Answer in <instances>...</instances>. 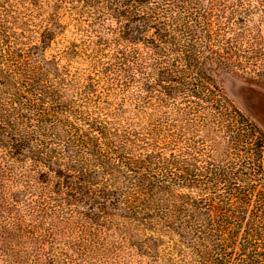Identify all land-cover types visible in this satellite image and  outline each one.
Wrapping results in <instances>:
<instances>
[{"label":"trees","instance_id":"trees-1","mask_svg":"<svg viewBox=\"0 0 264 264\" xmlns=\"http://www.w3.org/2000/svg\"><path fill=\"white\" fill-rule=\"evenodd\" d=\"M9 1L0 264H264V134L214 81L231 51L263 77L249 0H51L79 43Z\"/></svg>","mask_w":264,"mask_h":264},{"label":"rangeland","instance_id":"rangeland-1","mask_svg":"<svg viewBox=\"0 0 264 264\" xmlns=\"http://www.w3.org/2000/svg\"><path fill=\"white\" fill-rule=\"evenodd\" d=\"M7 0H1L0 3L4 5ZM10 1L8 0V3ZM43 0H36L33 9L37 10L35 24H42V19L46 16V4L52 7H56L57 21L59 22L62 29H57L56 39L63 40L66 42H80V40H85V34L83 30L79 27V21L76 20L75 11L69 10V7L76 5L60 4L57 5L51 0H47L46 4L43 5ZM249 3L253 7L251 10V16L249 22L247 23V28L243 26H237L241 29V32H236L234 29L235 37L242 38L247 42L248 45L252 44L255 52L259 53L264 50V0H249ZM7 6V5H6ZM41 7V10H39ZM51 10V9H50ZM229 21L232 22V26L227 35V37L233 40V14L225 15ZM235 19V18H234ZM86 25L85 21L82 23ZM81 26V25H80ZM249 30V31H246ZM59 30V31H58ZM254 39L253 41H250ZM233 45V42H232ZM53 46L51 50H47L45 55L53 53ZM232 58L229 63L231 66L229 68L221 66L215 69L214 81L215 84L221 89L224 95L233 103V105L252 123H254L264 134V59L259 57L258 66L259 70L263 73V77L253 76L251 78L243 77L246 73L253 74L256 72V68L248 67V70H244L243 66L238 67V74L233 73V51L230 53ZM260 63V64H259ZM241 68V69H240ZM83 69L87 70L88 67L85 65ZM245 72H242L241 70Z\"/></svg>","mask_w":264,"mask_h":264}]
</instances>
